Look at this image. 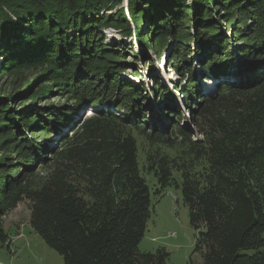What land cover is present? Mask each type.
Returning a JSON list of instances; mask_svg holds the SVG:
<instances>
[{
	"label": "trees",
	"instance_id": "obj_1",
	"mask_svg": "<svg viewBox=\"0 0 264 264\" xmlns=\"http://www.w3.org/2000/svg\"><path fill=\"white\" fill-rule=\"evenodd\" d=\"M121 4L0 0V71L11 88L0 94V245L6 213L27 200L31 227L63 264H166L165 248L139 244L152 195L175 187L204 264H264V0ZM107 29L173 45L198 137L167 101L169 132L152 124L140 101L172 93L158 79L150 93L122 78L127 51Z\"/></svg>",
	"mask_w": 264,
	"mask_h": 264
},
{
	"label": "rangeland",
	"instance_id": "obj_2",
	"mask_svg": "<svg viewBox=\"0 0 264 264\" xmlns=\"http://www.w3.org/2000/svg\"><path fill=\"white\" fill-rule=\"evenodd\" d=\"M121 6L126 12L127 0H122ZM105 34L108 40L113 38L116 42L118 41L117 46L122 51H127L126 66L128 69L122 74V78L139 82L150 93L156 79L170 89L172 95L161 99L163 101L153 98L145 102L140 101L144 109L148 111L146 116L152 124L162 130L168 127V120L163 110V103L167 101L170 105L177 107V113H181L184 127L198 137L199 134L187 112V104L184 102L181 90L178 89L185 83L182 76L171 67L169 61L173 45L169 47L165 45L158 50L157 46H141L133 34L125 36L115 29H107ZM190 45L192 48V44ZM136 72H138L137 75H135ZM6 81L5 77H1L0 71V94H8L11 91ZM201 83L209 91L215 90L212 81L201 79ZM50 97L51 103L61 105L65 101L63 98H57V94H52ZM89 110L91 111L85 110V116L93 114L94 109ZM139 154L142 167L143 150L141 147ZM142 172L145 174L144 171ZM145 176L149 180L150 187L154 188L155 178L148 174ZM29 219L30 204L27 200L6 213L4 226L9 238L4 245H0V264H63L62 256L33 230ZM195 240L196 231L190 224L189 208L183 201L181 190L170 187L160 199L152 195L151 215L139 244L140 250L155 252L158 248H165L169 252L166 264H204L200 253L195 250Z\"/></svg>",
	"mask_w": 264,
	"mask_h": 264
}]
</instances>
